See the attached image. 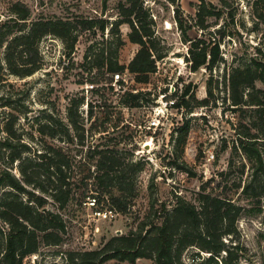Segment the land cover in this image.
<instances>
[{
    "label": "rangeland",
    "instance_id": "obj_1",
    "mask_svg": "<svg viewBox=\"0 0 264 264\" xmlns=\"http://www.w3.org/2000/svg\"><path fill=\"white\" fill-rule=\"evenodd\" d=\"M202 1L179 0V3L181 18L191 39L222 41L220 56L225 64L221 63L211 72L204 68L197 72L190 70L185 59L188 58L190 43L183 40L175 21V6L168 0L144 2L156 24V36L166 55L157 61V71L150 76L148 84L136 83L132 74H126L128 84L124 87L109 85L97 93L86 90L91 82L98 85L111 82L112 77L105 68H93L85 60L92 45H107L111 40L108 34L103 38L101 34L83 32L73 51L58 38L49 36L42 39L39 44L42 68L26 78L9 73L4 63L5 47L0 49V143L7 137L6 124H12L18 148L19 144L26 143L40 151L45 144L54 145L67 153L76 165L86 160L90 150L96 146L110 147L143 164V171L137 175L136 196L128 199V204L121 209L110 205L100 195L93 178L89 180L91 191L84 194L81 189L77 190L64 209L49 205V209L61 214L65 221L67 233L64 242L59 246L42 244L38 254L26 258L24 264H67L69 253L101 250L112 238L127 235L137 230L141 222L152 219L154 210L150 205L153 199H157L159 204L165 203L168 208L176 203L175 196L198 205V197L203 192L230 200L244 209L238 221L239 239L228 243L231 248L239 247L238 250L232 249L239 254V260L234 264H264V198L246 197L242 188H238L239 185L245 186L252 176V164L238 148L239 136L246 131L243 124L247 125L250 110L233 109L229 90L222 79L233 66L255 56L262 36L261 29L257 28L261 27L256 25L252 7L254 0H225V3L222 0H204L215 16L207 19L209 28L201 30L197 26V12ZM16 3H22L31 10V20L46 17L75 21L84 18L105 19L110 23L119 19L120 3L130 6L128 0H0V34L15 23L11 20V10ZM218 30L221 33H216ZM130 32L129 25L121 26L124 45L120 50L119 63L124 66L140 49L129 41ZM209 83L212 96L208 94ZM186 86H191L195 101L188 99L187 109L174 108L165 122V130L153 136L143 126L147 124L157 96L167 92L170 98L182 102L181 95ZM258 86L262 88L260 84ZM129 92L150 93L149 103L140 108L123 107L121 99ZM80 98H84L81 108L84 145L76 137L68 141L64 137L50 139L39 134L38 126L48 116L67 121L71 100ZM205 99L209 100L208 106L197 104ZM90 110H93L92 115ZM186 122H189V135L186 143L179 145L175 142L174 130ZM170 125L171 132L168 129ZM181 151L182 159H178L177 154ZM176 160L180 164L185 162L190 173L176 168L173 165ZM88 169L95 172V161ZM16 174L19 175L17 170ZM92 196L100 199L102 209L113 210L115 218L94 220L92 212L84 205ZM197 252L194 248L188 249L183 261L196 264L194 259L198 262L210 256L201 253L200 259ZM226 257L218 258V264H225ZM105 264L131 263L111 260ZM135 264H152V261L138 259Z\"/></svg>",
    "mask_w": 264,
    "mask_h": 264
},
{
    "label": "trees",
    "instance_id": "obj_2",
    "mask_svg": "<svg viewBox=\"0 0 264 264\" xmlns=\"http://www.w3.org/2000/svg\"><path fill=\"white\" fill-rule=\"evenodd\" d=\"M168 1L175 6V21L183 40L190 43L188 58L185 57L190 70L197 72L204 68L211 72L221 63L225 64L220 56L222 41L191 39L181 18L179 0ZM144 2L128 0V7L120 3L119 19L112 23L105 19L84 18L75 21L46 17L31 20V10L22 3H16L11 10V20L15 23L0 34V49L5 47V66L11 75L30 77L42 68L43 58L39 49L42 39L49 36L58 38L73 51L80 34L90 31L93 35L101 34L103 38L106 34L111 37L107 45L95 44L89 48L85 60L91 67L105 68L107 74L128 71L136 83L148 84L150 76L157 71V61L166 55L156 36V24ZM252 7L256 25L261 27L257 29L262 32L256 54L247 62L233 66L222 79L229 90L233 109L250 110L248 123L243 124L246 131L239 136L238 148L252 164V176L245 186L239 185L238 188H242L246 197L261 199L264 198V0H254ZM212 16H215L214 12L203 0L197 12V26L207 30V19ZM123 24L131 29L129 41L140 46L127 66L119 63L120 50L124 45ZM216 33L221 32L218 30ZM105 88L91 92L97 93ZM208 94L213 95L211 83ZM150 95L129 92L120 104L126 108H140L149 103ZM181 97L182 102H175V108L187 109L188 99L195 101L191 86L185 87ZM208 103V99L197 102L201 106H208ZM83 105L84 98L72 99L67 108V121L48 116L45 122H40L39 134L50 139L64 137L68 141L76 137L84 145ZM90 111L92 115L93 110ZM5 132L7 137L0 143V162H3L0 165V264H24L26 258L38 254L42 244L61 245L67 233L66 224L62 215L48 206L53 204L60 210L64 209L77 190L81 189L84 194L91 191L90 179H94L100 195L118 209L136 196L137 175L143 171V164L125 156L117 148L96 146L90 150L86 160L75 165L67 153L54 145L45 144L40 151L26 143L19 144L18 148L12 124H6ZM174 135L177 137L175 142L184 145L189 135V122L175 129ZM182 156V151L177 154L178 159ZM93 161L95 172L91 173L88 167ZM173 165L190 173L185 162L180 164L176 160ZM175 201L174 206L168 208L165 203L159 204L157 199H153L150 205L154 210L152 219L141 222L137 230L127 235L112 238L101 250L69 253L67 264H105L111 260L135 264L138 259H149L152 264H186L183 255L190 248L198 251L196 256L200 259L201 253L210 254L202 261L194 259L196 264H218V258L223 255L227 256L225 264L239 260V254L232 251L239 247L231 248L228 243L239 239L238 221L243 215V207L205 192L199 195L198 205L181 196H175Z\"/></svg>",
    "mask_w": 264,
    "mask_h": 264
},
{
    "label": "built area",
    "instance_id": "obj_3",
    "mask_svg": "<svg viewBox=\"0 0 264 264\" xmlns=\"http://www.w3.org/2000/svg\"><path fill=\"white\" fill-rule=\"evenodd\" d=\"M126 74L131 76V74L128 71H126L125 74L123 73L109 74L112 77L110 84L107 83L101 85L90 84L86 86V90L93 91L96 88H104V87H108L109 85L115 88L122 86L124 87L125 85L128 84V80L125 78ZM175 102L176 101L174 99L168 96L167 92H161L157 96V99L154 101L153 105L151 106V113L149 119L147 120V124L143 127L149 130L153 134V136H155V134H157L158 132L164 131L166 127L165 122L169 120L171 111L175 108ZM171 125L168 126L169 130L171 129ZM140 128H142V126H140ZM153 136H151L152 142H154ZM211 157L212 159L214 158V156ZM84 205L92 212L91 216L93 217L94 220H98V221L112 220L116 216L113 210L104 209V208L102 209L100 207L97 197L95 196L88 197L87 200L84 202Z\"/></svg>",
    "mask_w": 264,
    "mask_h": 264
}]
</instances>
